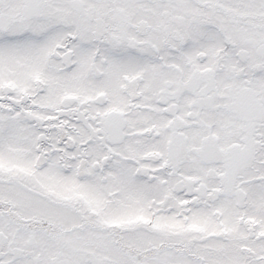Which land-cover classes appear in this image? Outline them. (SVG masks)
Instances as JSON below:
<instances>
[{
  "label": "snow or ice",
  "instance_id": "6c2138e0",
  "mask_svg": "<svg viewBox=\"0 0 264 264\" xmlns=\"http://www.w3.org/2000/svg\"><path fill=\"white\" fill-rule=\"evenodd\" d=\"M0 264H264V0H0Z\"/></svg>",
  "mask_w": 264,
  "mask_h": 264
}]
</instances>
